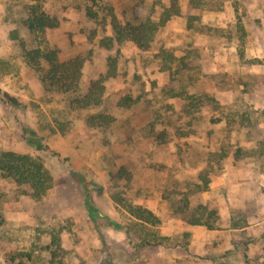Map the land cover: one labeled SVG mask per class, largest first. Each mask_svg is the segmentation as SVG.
I'll return each mask as SVG.
<instances>
[{"label": "rangeland", "instance_id": "obj_1", "mask_svg": "<svg viewBox=\"0 0 264 264\" xmlns=\"http://www.w3.org/2000/svg\"><path fill=\"white\" fill-rule=\"evenodd\" d=\"M49 1L0 0V153L38 157L53 177L35 200L0 174V264H264V155L232 156L237 147H263L264 0H204L190 9L188 0ZM32 7L60 19L58 27L30 35L24 24ZM110 11L133 25L172 15L148 50L132 41L106 50L98 40L112 36ZM20 40L27 49H55L59 60L81 57V93L116 56L102 105L69 109L66 95L46 91L32 100L19 77ZM18 85L23 89L9 91ZM125 96L133 102L117 108ZM98 111L116 123L86 126ZM23 129L48 148L27 144ZM85 187L106 216L132 228L133 242L146 230L171 237L189 231L191 252L144 245L133 261L125 232L86 212ZM128 203L151 210L161 224L138 223ZM195 216L213 229L189 225Z\"/></svg>", "mask_w": 264, "mask_h": 264}, {"label": "trees", "instance_id": "obj_2", "mask_svg": "<svg viewBox=\"0 0 264 264\" xmlns=\"http://www.w3.org/2000/svg\"><path fill=\"white\" fill-rule=\"evenodd\" d=\"M203 4L204 0H188L187 8H199ZM174 14H178V12ZM171 15L168 11H164L158 21H152L147 18L133 25L128 22H120L113 11H110L109 24L112 36L100 38L98 46L111 50L119 47L124 41H132L138 49L148 50L156 32L165 25ZM89 16L92 17L93 15L89 14ZM24 25L28 33L35 37L42 34L46 29L57 28L59 21L42 11L39 12L37 7H32ZM19 48L24 61L37 73L43 84L53 91L67 96V108L69 109L79 110L101 106L105 91L104 81L108 78H114L117 73L116 56H108L104 73L100 74L95 80L90 81L86 91L81 93L80 82L83 66L81 57L76 56L66 60H59L55 49H43L40 46L27 49L22 40L19 41ZM116 53H118L117 49ZM41 62L46 64L45 68L41 66ZM2 64H4V61L0 59V65ZM132 102L133 99L131 97L125 96L117 102L116 107L120 109L127 108ZM262 112L264 113V110ZM116 121L117 118L114 115L98 111L85 118V125L92 128L107 129L114 125ZM22 136L29 145H40L43 148H48L43 144L41 138L27 135L26 129L22 130ZM261 145H263L262 148L260 147L261 151H256L255 153L237 147L232 156L236 160L252 156L261 157L264 155V137ZM50 152L57 155L54 151ZM0 174L3 177L13 179L21 195L29 196L35 200L43 198L53 185V177L48 169L45 168L43 162L38 157L27 153H17L10 150L1 152ZM81 184L85 185L82 181ZM83 205L89 216L103 219L109 226L125 232L128 241L135 248L133 261L141 256L138 250L144 245L181 246L188 251V243L184 237L191 235L189 231L181 232L179 237H171L159 236L146 230L143 236L137 237V241L133 242L132 228L129 225L116 223L97 208L91 201L86 187L84 188ZM123 207L140 224L148 226H159L161 224V219L146 207L129 203L123 205ZM187 223L191 226L203 225L208 229H213L212 226L204 223L199 216L190 217ZM164 240L165 242H163ZM52 244L58 246V239L54 238Z\"/></svg>", "mask_w": 264, "mask_h": 264}, {"label": "crops", "instance_id": "obj_3", "mask_svg": "<svg viewBox=\"0 0 264 264\" xmlns=\"http://www.w3.org/2000/svg\"><path fill=\"white\" fill-rule=\"evenodd\" d=\"M49 4L50 5H52V4L53 5H56L58 3L55 0H50L49 1ZM52 14H54V13H52ZM59 21H60V19H59ZM50 41L51 40L47 37V45H49V47H52L53 44H51ZM19 65H20V67H19V77H21L23 79V82L21 81L22 84H26V83L28 84L29 91H31L33 93V96L31 97L32 100H37V98H39L43 94V91H46V93L47 92H51L52 94L56 93L55 91H53L52 89H50L48 87H46V90H45V86H43V82L41 81V79L39 78V76L37 75V73L33 69H31V68L30 69L27 68L26 66H28V65H27V63L24 60H23V62H21L19 60ZM14 78L15 77L13 76L12 73L9 74L8 80L10 82ZM83 78H84V75L82 74V80H84ZM21 82H20V84H21ZM11 84H9V86ZM81 86H83V88L86 90L87 87L85 86V84L84 85H81ZM22 89H23L22 88V85H18L16 88L12 87L11 89H9V91L10 92H13V91L22 90ZM260 184H261L262 187H264V172H261V174H260ZM189 230H191V229H189ZM187 252H189V253L191 252V245L190 244L188 245V251ZM0 260H1V257H0Z\"/></svg>", "mask_w": 264, "mask_h": 264}]
</instances>
